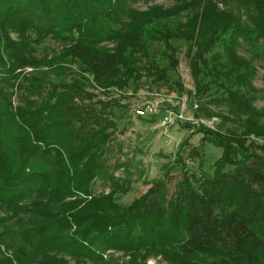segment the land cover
Instances as JSON below:
<instances>
[{
	"label": "trees",
	"instance_id": "obj_1",
	"mask_svg": "<svg viewBox=\"0 0 264 264\" xmlns=\"http://www.w3.org/2000/svg\"><path fill=\"white\" fill-rule=\"evenodd\" d=\"M130 2L0 0V264H264V155L238 145L264 138V111L254 105L264 85L253 83L254 61L264 57V0H176L146 10ZM48 38L61 49L40 57ZM175 41L191 44L201 109L220 116L206 104H226L223 118L242 131H210L205 139L223 149L213 175L186 172L169 209L163 179L124 205L119 195L132 182L103 159L116 115L107 101L98 109L80 98L95 97L86 82L106 90L131 82L138 90L144 77L169 82L179 65ZM73 64L69 82L53 83L45 71L65 75ZM14 89L26 92L23 102ZM97 180L110 190L94 193Z\"/></svg>",
	"mask_w": 264,
	"mask_h": 264
},
{
	"label": "rangeland",
	"instance_id": "obj_2",
	"mask_svg": "<svg viewBox=\"0 0 264 264\" xmlns=\"http://www.w3.org/2000/svg\"><path fill=\"white\" fill-rule=\"evenodd\" d=\"M176 0H131L133 8L146 10L153 5L170 7ZM234 7L221 4V7ZM180 20H186L181 18ZM179 65L176 71L171 73L168 82H156L152 78L144 77L137 90L131 84L121 90L110 88L108 90L93 87L86 82V91L95 95L92 101L82 97L85 105H94L100 108L99 100L107 101L113 109L116 117L117 130L112 136L108 149L103 159L111 172H115L118 180H130L132 191L125 195H119V202L128 205L133 200L144 195L155 182H165V208L169 209V200L174 196L176 186L189 172L191 179H202L203 176H212L215 162L220 158L223 149L206 140L211 137L210 131L221 129L224 132H241L242 125L235 121L226 120L223 116H229V108L224 103H207L211 111L220 116H209L208 111L201 109V104L194 98V80L189 65L190 43L175 41ZM61 49V44L48 38L38 47L37 55L40 57L52 55ZM240 53L247 57L251 53L246 43H242ZM163 65L167 64L164 60ZM257 74L253 83L259 89L263 88L264 57L255 60ZM70 73L60 74L56 70H45L49 80L53 83L69 82L77 76L79 67L71 66ZM29 73L39 75L41 70L28 69ZM74 71V72H73ZM176 81H179L178 84ZM14 92L16 103L23 102L26 92L23 90H11ZM43 95L47 93L44 89ZM36 98V97H35ZM159 102V112L148 116H137L134 109L143 106L146 101ZM207 100H210L208 98ZM254 105L264 111V94L260 92ZM201 109V110H200ZM172 112V122L162 124L164 115ZM181 115V116H180ZM111 130V129H110ZM207 137V138H206ZM206 138V139H205ZM183 143H185L183 145ZM236 143V142H233ZM235 145V144H234ZM248 151H256L264 155V138H256L252 135L244 145L238 144ZM256 149V150H255ZM179 157L182 160L179 162ZM166 165V167H165ZM184 166V167H183ZM154 182V183H153ZM110 190L109 182L97 180L94 184V193L100 194ZM3 213V211H1ZM116 259L123 260L122 255H116ZM149 264H170L163 257H153Z\"/></svg>",
	"mask_w": 264,
	"mask_h": 264
},
{
	"label": "built area",
	"instance_id": "obj_3",
	"mask_svg": "<svg viewBox=\"0 0 264 264\" xmlns=\"http://www.w3.org/2000/svg\"><path fill=\"white\" fill-rule=\"evenodd\" d=\"M159 102L156 101H146L145 104H143V106L138 107L136 109H134V113L135 115L139 116H148V114H155L157 112H159ZM172 112H168V114L164 115L162 118V124L163 125H168L172 122L173 118H172ZM181 116V115H180Z\"/></svg>",
	"mask_w": 264,
	"mask_h": 264
}]
</instances>
